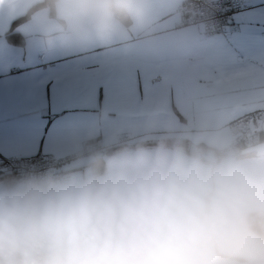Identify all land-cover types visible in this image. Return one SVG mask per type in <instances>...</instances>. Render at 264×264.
Here are the masks:
<instances>
[{
    "label": "clouds",
    "instance_id": "clouds-1",
    "mask_svg": "<svg viewBox=\"0 0 264 264\" xmlns=\"http://www.w3.org/2000/svg\"><path fill=\"white\" fill-rule=\"evenodd\" d=\"M41 3L49 47L107 44L139 17L135 0ZM0 264H264V141L148 129L107 158L2 179Z\"/></svg>",
    "mask_w": 264,
    "mask_h": 264
},
{
    "label": "crops",
    "instance_id": "crops-1",
    "mask_svg": "<svg viewBox=\"0 0 264 264\" xmlns=\"http://www.w3.org/2000/svg\"><path fill=\"white\" fill-rule=\"evenodd\" d=\"M182 1L135 0L138 22L109 43L49 47L43 6L14 28L21 44L6 39L11 22L41 0H0V157L133 144L148 129L231 142L227 123L264 108V0H252L226 34L180 25ZM257 130L264 141V121ZM120 135L128 141L118 144Z\"/></svg>",
    "mask_w": 264,
    "mask_h": 264
},
{
    "label": "built area",
    "instance_id": "built-area-1",
    "mask_svg": "<svg viewBox=\"0 0 264 264\" xmlns=\"http://www.w3.org/2000/svg\"><path fill=\"white\" fill-rule=\"evenodd\" d=\"M253 4L252 0H183L179 6L182 14L180 25H199L206 33L226 34L228 26L237 16ZM264 121V108H256L241 114L227 123L231 142L246 146L260 141L257 128ZM128 135L118 136L117 143L128 141ZM105 148L99 143H87L81 149L59 158H49L42 153L30 157H0V171L19 177L30 171L42 172L50 166L57 168L68 164L76 154L88 156L104 154Z\"/></svg>",
    "mask_w": 264,
    "mask_h": 264
},
{
    "label": "trees",
    "instance_id": "trees-1",
    "mask_svg": "<svg viewBox=\"0 0 264 264\" xmlns=\"http://www.w3.org/2000/svg\"><path fill=\"white\" fill-rule=\"evenodd\" d=\"M42 6L41 2L35 3L33 4L31 7L28 8V10L23 14L20 15L19 17L15 18L12 22H11V29L6 33V39L10 42V43H14V44H21L23 42V37L20 33L14 31V28L16 27V25L24 22L25 20H27L29 18V16L31 15V13L38 7ZM130 24V23H129ZM128 24V25H129ZM120 147V145H116V146H112V147H108L105 149V153H113L116 152L117 149ZM1 172V171H0ZM15 177L14 174L12 173H0V179H11Z\"/></svg>",
    "mask_w": 264,
    "mask_h": 264
},
{
    "label": "water",
    "instance_id": "water-1",
    "mask_svg": "<svg viewBox=\"0 0 264 264\" xmlns=\"http://www.w3.org/2000/svg\"><path fill=\"white\" fill-rule=\"evenodd\" d=\"M239 145L243 146V145H242V143H241V144H239Z\"/></svg>",
    "mask_w": 264,
    "mask_h": 264
}]
</instances>
